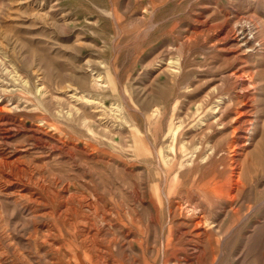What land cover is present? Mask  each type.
<instances>
[{
	"label": "rangeland",
	"instance_id": "obj_1",
	"mask_svg": "<svg viewBox=\"0 0 264 264\" xmlns=\"http://www.w3.org/2000/svg\"><path fill=\"white\" fill-rule=\"evenodd\" d=\"M0 77V264H264V0H0Z\"/></svg>",
	"mask_w": 264,
	"mask_h": 264
},
{
	"label": "bare ground",
	"instance_id": "obj_2",
	"mask_svg": "<svg viewBox=\"0 0 264 264\" xmlns=\"http://www.w3.org/2000/svg\"><path fill=\"white\" fill-rule=\"evenodd\" d=\"M228 27V26H227ZM231 27V26H230ZM227 29V28H226ZM230 32H231V37H232V39H233V41L236 43V45L238 46V48H239V50H241V51H243V52H250L252 49H254V48H256L257 47V45H258V43L257 42H255L254 41V32L252 31V27H251V25L248 23V22H243V21H241V20H238L237 22H235V24L232 26V29L230 30ZM225 36V35H224ZM238 50V51H239ZM171 62V61H170ZM168 64V63H167ZM175 64V63H174ZM8 69V68H7ZM10 70V69H9ZM178 70V69H177ZM241 72H243V71H241ZM245 73V72H244ZM13 74H15V76H16V79H19V80H23V76L21 75V74H19V73H17V72H13ZM238 74H239V72H238ZM247 75V74H246ZM234 76V75H233ZM242 76V75H241ZM1 78V77H0ZM242 79V78H241ZM26 80V79H25ZM101 79L99 78V76L98 77H95V81L96 82H98V81H100ZM24 81V80H23ZM94 81V80H93ZM95 83V82H94ZM99 83V82H98ZM96 84V83H95ZM97 85V84H96ZM41 87V86H40ZM7 88V87H6ZM5 87H2V85H0V92H4V91H6L5 89H6ZM216 89V88H215ZM0 98H1V95H0ZM227 98V97H226ZM225 99V98H224ZM217 100V99H216ZM218 101V100H217ZM91 102H93V101H91ZM222 103H224V100L223 99H220L219 101H218V105L219 104H222ZM226 103V102H225ZM14 104V105H13ZM201 104V103H200ZM10 105H12L9 109H12V108H19L20 107V101H17L16 100V102L14 103V102H12ZM214 105V104H213ZM34 106V105H33ZM24 107V106H23ZM31 107H32V105H31ZM204 107V106H203ZM215 107V106H214ZM216 107H218V106H216ZM245 107V106H244ZM98 108V107H97ZM96 108V106H95V109H97ZM36 109V108H35ZM119 109V108H118ZM214 109H216V108H214ZM244 111V110H243ZM219 112V111H218ZM242 112V111H241ZM221 113V112H220ZM235 113V112H234ZM214 115V114H213ZM186 116V115H185ZM219 116V115H218ZM215 117V116H214ZM234 117V116H233ZM217 118V117H216ZM215 119V118H214ZM244 119H246V118H244ZM248 119V118H247ZM88 120V119H87ZM237 120V119H236ZM250 121V120H249ZM41 122V121H40ZM39 122V123H40ZM179 123H181V122H179ZM37 126V125H36ZM45 128V127H44ZM41 129H42V127H41ZM175 129H176V127H175ZM174 129V130H175ZM208 129V128H207ZM44 131V130H43ZM177 131V130H176ZM42 134V133H41ZM65 134V133H64ZM173 134V133H172ZM172 134H170V136L172 135ZM47 136V135H46ZM174 136H176V134L174 135ZM50 137V136H49ZM50 139V138H49ZM52 140V139H51ZM232 142V141H231ZM66 143V142H65ZM235 143V142H234ZM46 144V143H45ZM197 144V143H196ZM53 145V144H52ZM61 145V144H60ZM198 145V144H197ZM232 145V144H231ZM235 144H233V146H234ZM73 146V145H72ZM154 147V146H153ZM186 148V147H185ZM184 148V149H185ZM228 148V147H227ZM231 148V147H230ZM85 150V149H84ZM187 149H185L184 150V152L186 151ZM206 150V149H205ZM195 152V151H194ZM193 152V153H194ZM202 152H203V150H202ZM58 153V152H57ZM74 153V152H73ZM168 153V152H167ZM208 153V152H207ZM72 154V153H71ZM205 154H206V152H205ZM193 155V154H192ZM203 155H204V153H203ZM6 157V156H5ZM205 157V156H204ZM12 158V157H11ZM10 158V159H11ZM207 158V157H206ZM206 158H203V159H206ZM5 159V158H4ZM12 160V159H11ZM10 160V161H11ZM15 160V159H14ZM188 160V159H187ZM190 160V159H189ZM188 160V161H189ZM8 161V160H7ZM192 162V161H191ZM190 162V163H191ZM186 163V162H185ZM188 163V162H187ZM16 164V163H15ZM24 165V164H23ZM188 165H189V163H188ZM237 165V164H236ZM21 167H22V165H21ZM29 169V168H28ZM31 169V168H30ZM32 170V169H31ZM6 171V170H5ZM39 171V170H38ZM32 172V171H31ZM33 173H34V171H33ZM25 174V173H24ZM30 174V173H29ZM176 174V173H175ZM6 176H8L7 174H6ZM10 177V176H9ZM9 177H7V178H9ZM32 177H34V176H32ZM32 179V178H31ZM41 179V178H40ZM2 181H3V179H2ZM55 181H56V179H55ZM57 181H58V179H57ZM241 181V180H240ZM4 183V182H3ZM3 183H2V185H3ZM181 183V182H180ZM233 183V182H232ZM236 183H238V182H236ZM58 184V183H57ZM1 185V184H0ZM56 185V184H55ZM45 186V185H44ZM64 187H65V185H64ZM67 187V186H66ZM238 187V186H237ZM48 188V187H47ZM67 189H68V187H67ZM172 189H170V191H171ZM197 191H198V189H196ZM232 191V190H231ZM31 192V191H30ZM69 192V191H68ZM22 193V192H21ZM26 193V192H25ZM24 193V194H25ZM49 193V192H48ZM177 193V192H176ZM30 194V193H29ZM84 195V194H83ZM92 195V194H91ZM97 197H98V195L97 194H95ZM164 195H166V194H164ZM24 196V195H23ZM93 196V195H92ZM170 196V195H169ZM234 196V195H233ZM37 197V196H36ZM35 197V198H36ZM78 197V196H77ZM76 197V200L78 199ZM165 197V196H164ZM31 198V197H30ZM34 198V197H33ZM64 198H66L65 196H64ZM75 198V197H74ZM80 198V197H79ZM84 198V197H83ZM28 199V198H27ZM93 199V198H92ZM89 200V199H88ZM167 200V199H166ZM37 201V200H36ZM38 201H40V200H38ZM43 201V200H42ZM87 201V200H86ZM46 202V201H45ZM88 202V201H87ZM86 202V203H87ZM32 203V202H31ZM81 203V202H80ZM94 203V202H93ZM79 204V203H78ZM168 204V203H167ZM69 205V204H68ZM67 205V206H68ZM82 205V204H81ZM87 205V204H86ZM33 206V205H32ZM32 206H30V207H32ZM75 206V205H74ZM97 206V205H96ZM192 206V205H191ZM37 207V206H36ZM93 207H94V205H93ZM196 207V206H195ZM66 208H68V207H66ZM81 208V207H80ZM118 208V207H117ZM33 209V208H32ZM69 209V208H68ZM90 209V208H89ZM119 209V208H118ZM193 210H195L194 208H192ZM92 210V209H91ZM196 210H198V209H196ZM195 210V211H196ZM49 211V210H48ZM74 211H76V210H74ZM84 212V211H83ZM64 213V212H63ZM186 213V212H185ZM36 214V213H35ZM88 214V213H87ZM93 214V213H92ZM102 214V213H101ZM107 215V214H106ZM116 215V214H115ZM123 215V214H122ZM58 216V215H57ZM68 216V215H67ZM92 216V215H91ZM105 217V216H104ZM111 217V216H110ZM112 219V218H111ZM114 219V218H113ZM105 220V219H104ZM106 225V224H105ZM48 226V225H47ZM53 226V225H52ZM85 226V225H84ZM108 226V225H107ZM106 226V227H107ZM103 227V226H102ZM105 227V228H106ZM122 227V226H121ZM37 228V227H36ZM49 228V227H48ZM43 230V229H42ZM51 230V229H50ZM103 229H101V231H102ZM83 231V230H82ZM89 231V230H88ZM94 231V230H93ZM104 231H106V230H104ZM44 232V231H43ZM95 232V231H94ZM93 232V233H94ZM98 232V231H97ZM99 232H100V230H99ZM47 233V232H46ZM83 233V232H82ZM92 233V234H93ZM101 233V232H100ZM86 234H87V231H86ZM102 234V233H101ZM84 235H85V233H84ZM96 235V234H95ZM100 235V234H99ZM37 236V235H36ZM86 236V235H85ZM84 236V237H85ZM89 236V235H88ZM35 237V236H34ZM38 237H39V235H38ZM45 237V236H44ZM84 237H83V240H84ZM90 237H92L91 235H90ZM103 237V236H102ZM112 237V236H111ZM42 238V237H41ZM104 238V237H103ZM110 239V238H109ZM45 240V239H44ZM48 240V239H47ZM53 240H54V238H53ZM88 240V239H87ZM91 240V239H90ZM89 240V241H90ZM118 240V239H117ZM39 242V241H38ZM49 242H51L50 240H49ZM58 242V241H57ZM87 242V241H86ZM55 243V242H54ZM88 243V242H87ZM96 243V242H95ZM53 244V243H52ZM55 244H57V243H55ZM54 244V245H55ZM90 244V243H89ZM92 244H93V242H92ZM98 244H99V241H98ZM58 245V244H57ZM70 245V244H69ZM56 246V245H55ZM92 246V245H91ZM98 247V246H97ZM100 247V246H99ZM55 248V247H54ZM59 248V247H58ZM66 248H68V247H66ZM70 248H72V247H70ZM101 248V247H100ZM104 248V247H103ZM72 249H74V248H72ZM105 249V248H104ZM97 250V249H96ZM83 251V250H82ZM72 252H73V250H72ZM102 254H103V252H102ZM96 255V254H95ZM76 257H77V255H76ZM66 258V257H65ZM85 258H86V260L88 261V262H92V263H94V264H99V262H97V263H95L94 262V260H93V258L87 253V252H85ZM99 259V258H98ZM100 259H101V257H100ZM102 261V260H101ZM109 263V262H108ZM58 264V263H57ZM113 264V263H112Z\"/></svg>",
	"mask_w": 264,
	"mask_h": 264
}]
</instances>
